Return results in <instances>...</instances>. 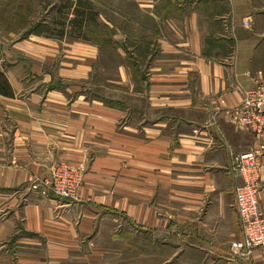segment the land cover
Returning <instances> with one entry per match:
<instances>
[{"label": "crops", "instance_id": "obj_1", "mask_svg": "<svg viewBox=\"0 0 264 264\" xmlns=\"http://www.w3.org/2000/svg\"><path fill=\"white\" fill-rule=\"evenodd\" d=\"M127 2L107 83L91 81L94 40L2 51L14 95L0 94L1 250L15 264H105L141 235L178 264H264V247L230 249L244 183L233 157L257 144L234 110L264 82V0ZM57 163L85 168L79 199L42 193ZM259 174L264 208V156Z\"/></svg>", "mask_w": 264, "mask_h": 264}, {"label": "rangeland", "instance_id": "obj_2", "mask_svg": "<svg viewBox=\"0 0 264 264\" xmlns=\"http://www.w3.org/2000/svg\"><path fill=\"white\" fill-rule=\"evenodd\" d=\"M81 1L84 3L82 6ZM127 1L0 0V62L4 53L2 51L10 50L11 46L23 39L32 41L40 37L53 39L58 43L89 39L101 43L103 47L100 62L93 66L91 81L107 83V76L118 71L120 61V55L112 43V24L114 19L121 18L114 14V9L123 3L125 4L121 7L127 9ZM79 6L89 14L82 28L77 25V21L82 20V16L77 14ZM127 21H124L125 25H128ZM129 45L128 43V47ZM15 263L16 256L0 248V264ZM105 264H178V258L173 246L161 240L137 235L130 239V245L125 248L123 255L110 258Z\"/></svg>", "mask_w": 264, "mask_h": 264}, {"label": "built area", "instance_id": "obj_3", "mask_svg": "<svg viewBox=\"0 0 264 264\" xmlns=\"http://www.w3.org/2000/svg\"><path fill=\"white\" fill-rule=\"evenodd\" d=\"M251 17L244 24L250 26ZM242 103L235 108L234 116L238 125L250 130L257 144L244 152L235 153L233 170L244 179L237 187V210L239 213L241 238L231 241V255L249 258L254 251L264 247V208L260 203V168L264 156V82L244 93ZM85 169L71 163H59L51 175L41 183L42 193L56 197L77 200L84 183Z\"/></svg>", "mask_w": 264, "mask_h": 264}, {"label": "trees", "instance_id": "obj_4", "mask_svg": "<svg viewBox=\"0 0 264 264\" xmlns=\"http://www.w3.org/2000/svg\"><path fill=\"white\" fill-rule=\"evenodd\" d=\"M82 4H84V3L82 2L80 5L82 6ZM80 8L81 7L79 6L77 9V14L82 16V20L77 21L78 28H82L83 24L86 22V19L89 18V14H87L85 9L81 10ZM93 15L94 14H91V16H93ZM61 33H63V31ZM0 94L6 95V96H13L14 95L12 85L10 84V82L7 78L6 72H5V70H3L1 68H0Z\"/></svg>", "mask_w": 264, "mask_h": 264}]
</instances>
